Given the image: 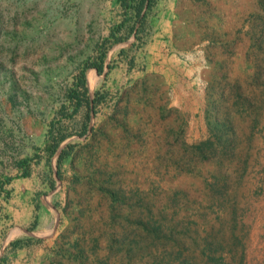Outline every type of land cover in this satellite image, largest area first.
Wrapping results in <instances>:
<instances>
[{"label": "rangeland", "instance_id": "rangeland-1", "mask_svg": "<svg viewBox=\"0 0 264 264\" xmlns=\"http://www.w3.org/2000/svg\"><path fill=\"white\" fill-rule=\"evenodd\" d=\"M199 1L0 0V264H264V0Z\"/></svg>", "mask_w": 264, "mask_h": 264}, {"label": "crops", "instance_id": "crops-1", "mask_svg": "<svg viewBox=\"0 0 264 264\" xmlns=\"http://www.w3.org/2000/svg\"><path fill=\"white\" fill-rule=\"evenodd\" d=\"M116 1L119 3L121 2L120 0ZM194 2L195 0H156V2L154 3L155 10L153 12V15H156V19L160 22H163L164 25H170L171 22H173L174 24V29L165 28V31L167 30L166 33H168L167 36L170 38V40H172L169 42L175 43L176 37H183V31L179 30L175 26L179 24L178 21H180L181 18H183L184 15L188 12L186 6H191ZM199 2L202 3L203 0H200ZM165 43L166 41L156 40L154 46V48L157 49V47L160 45V47L154 52V55H157L158 59L159 57L162 58V60L160 61L162 63L167 57L164 53L165 50L162 47V45H165ZM181 48L182 47L180 46L173 48L176 52V55H183L182 51H180ZM161 67L163 68L164 64H162ZM49 195L51 197V201L48 202V199L46 198L47 203H45L44 201V204L42 203V207L35 206L33 200L30 199L29 196H27V199L22 202L20 208L14 210L12 209V214L14 215V219H16V223L22 227H25L26 231L24 232L23 230L22 232H18L17 234H12V232H10L12 229H9L5 235H2L1 232L4 231V228L3 225H0V240H3H1L4 243L3 247H6L7 245H12L15 240L24 236L23 233H26V235H29L31 237H38L42 234L43 231L47 232L49 228H52L53 223L58 218V211L52 204L55 193L53 194L52 192H50ZM35 219H37V222H34L36 225L33 227V229H31L32 231H28L30 223ZM9 248L11 247L9 246ZM16 252L19 253L20 250L16 249ZM5 256L6 253L3 250H0V260ZM18 256L19 255L14 258L12 255H10L9 262L12 264L20 263V259Z\"/></svg>", "mask_w": 264, "mask_h": 264}, {"label": "trees", "instance_id": "trees-1", "mask_svg": "<svg viewBox=\"0 0 264 264\" xmlns=\"http://www.w3.org/2000/svg\"><path fill=\"white\" fill-rule=\"evenodd\" d=\"M120 1L124 6L128 5V6L135 8L138 18H142L147 14V11L151 8V5L154 3L155 0H131L132 3H128L129 2L128 0H120ZM104 55L105 54L103 53L102 57H101V62H87L85 67L86 68L95 67L99 71H102L104 68V65H103ZM83 75H84V72L82 73L81 76L83 77ZM82 84H84V78L82 79ZM61 139H62V137L59 138L53 145H50L48 147V150L51 154H53L57 151V149L60 145ZM64 154H66L65 148H63L62 151L60 152L59 159H61L64 156Z\"/></svg>", "mask_w": 264, "mask_h": 264}]
</instances>
